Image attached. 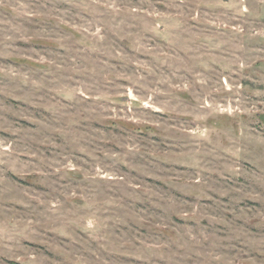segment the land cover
Returning a JSON list of instances; mask_svg holds the SVG:
<instances>
[{"label":"rangeland","instance_id":"obj_1","mask_svg":"<svg viewBox=\"0 0 264 264\" xmlns=\"http://www.w3.org/2000/svg\"><path fill=\"white\" fill-rule=\"evenodd\" d=\"M0 264H264V0H0Z\"/></svg>","mask_w":264,"mask_h":264}]
</instances>
